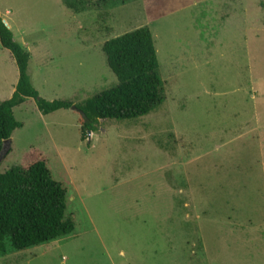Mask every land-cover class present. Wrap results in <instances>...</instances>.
Masks as SVG:
<instances>
[{"label": "rangeland", "instance_id": "1", "mask_svg": "<svg viewBox=\"0 0 264 264\" xmlns=\"http://www.w3.org/2000/svg\"><path fill=\"white\" fill-rule=\"evenodd\" d=\"M0 16L46 101L115 87L102 47L143 27L165 90L151 114L99 121L84 140L75 106L14 108L23 127L0 174L26 179L42 159L75 230L23 252L7 245L0 264H264V0H130L79 15L61 0H0ZM18 75L0 46V103Z\"/></svg>", "mask_w": 264, "mask_h": 264}, {"label": "trees", "instance_id": "2", "mask_svg": "<svg viewBox=\"0 0 264 264\" xmlns=\"http://www.w3.org/2000/svg\"><path fill=\"white\" fill-rule=\"evenodd\" d=\"M129 1L61 0V3L79 15L92 8L104 10ZM0 46L11 54L19 74L12 97L0 103V152L3 142L23 127L16 121L13 110L26 99H33L43 115L75 106L82 113V140L99 121L137 120L165 102L153 36L146 27L104 43L102 51L117 85L76 105L46 101L39 96L27 73L30 53L16 41L1 16ZM66 198V189L51 177L42 159L28 166L26 179L15 171L0 174V254L6 253L7 245L15 252H23L70 236L75 223L66 215Z\"/></svg>", "mask_w": 264, "mask_h": 264}, {"label": "water", "instance_id": "3", "mask_svg": "<svg viewBox=\"0 0 264 264\" xmlns=\"http://www.w3.org/2000/svg\"><path fill=\"white\" fill-rule=\"evenodd\" d=\"M72 110L77 111V112H79L80 114H82V113H81L77 108H75V107H73ZM89 133H90V132H89ZM9 141H10V139L5 140V141L3 142V146H4L5 144L9 143ZM3 149H4V147H2V151H3ZM2 151L0 152V154L2 153Z\"/></svg>", "mask_w": 264, "mask_h": 264}, {"label": "crops", "instance_id": "4", "mask_svg": "<svg viewBox=\"0 0 264 264\" xmlns=\"http://www.w3.org/2000/svg\"><path fill=\"white\" fill-rule=\"evenodd\" d=\"M15 37V36H14ZM22 45V44H21ZM24 48L26 47V45H22ZM28 52H29V50H28V47L27 48H25ZM18 81V80H17ZM14 90H15V88H14ZM259 131H261V129L259 130Z\"/></svg>", "mask_w": 264, "mask_h": 264}, {"label": "built area", "instance_id": "5", "mask_svg": "<svg viewBox=\"0 0 264 264\" xmlns=\"http://www.w3.org/2000/svg\"><path fill=\"white\" fill-rule=\"evenodd\" d=\"M88 135H89L88 137L91 139V137H92V134L90 133V134H88ZM89 138H88V140H89Z\"/></svg>", "mask_w": 264, "mask_h": 264}]
</instances>
